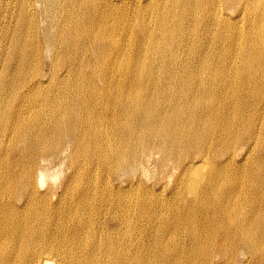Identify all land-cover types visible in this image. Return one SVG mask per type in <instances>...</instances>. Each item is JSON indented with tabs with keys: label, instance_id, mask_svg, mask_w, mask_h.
Instances as JSON below:
<instances>
[{
	"label": "bare ground",
	"instance_id": "obj_1",
	"mask_svg": "<svg viewBox=\"0 0 264 264\" xmlns=\"http://www.w3.org/2000/svg\"><path fill=\"white\" fill-rule=\"evenodd\" d=\"M0 264H264V0H0Z\"/></svg>",
	"mask_w": 264,
	"mask_h": 264
},
{
	"label": "rangeland",
	"instance_id": "obj_2",
	"mask_svg": "<svg viewBox=\"0 0 264 264\" xmlns=\"http://www.w3.org/2000/svg\"><path fill=\"white\" fill-rule=\"evenodd\" d=\"M56 166L61 168V169L64 168V164H56V165H54V167H56ZM146 168H147V178L152 180L155 177V175H156V173L158 171L152 165H147Z\"/></svg>",
	"mask_w": 264,
	"mask_h": 264
}]
</instances>
